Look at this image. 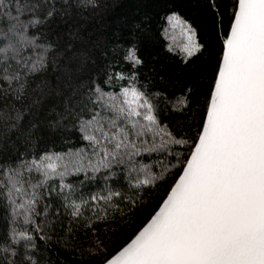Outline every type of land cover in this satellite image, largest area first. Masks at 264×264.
<instances>
[{
  "label": "snow or ice",
  "instance_id": "snow-or-ice-1",
  "mask_svg": "<svg viewBox=\"0 0 264 264\" xmlns=\"http://www.w3.org/2000/svg\"><path fill=\"white\" fill-rule=\"evenodd\" d=\"M106 8L0 0V264H264V0H197L202 42L176 11L162 17L168 52L216 56L175 128L137 86L148 29L133 21L126 44L94 38ZM53 133L73 146L38 151ZM164 181L140 226L118 235Z\"/></svg>",
  "mask_w": 264,
  "mask_h": 264
},
{
  "label": "trees",
  "instance_id": "trees-1",
  "mask_svg": "<svg viewBox=\"0 0 264 264\" xmlns=\"http://www.w3.org/2000/svg\"><path fill=\"white\" fill-rule=\"evenodd\" d=\"M101 2L107 4V8L89 22V27L94 29V38L98 36L101 40H114L119 37L118 42L126 44L131 39L129 33L133 21L140 22L148 29V37L140 38L139 54L144 58L145 64L139 68L137 86L146 87L149 93L157 94L156 100L162 112V119L165 118L163 112L167 109L166 118L175 128L179 121L185 120L191 114L197 102L202 101L204 90L211 81L216 56L208 51L207 46L189 62L182 61L179 48L168 52L165 47L168 41L160 35L164 23L162 17L169 11H176L197 29L198 42H202L207 29L200 22L197 0H101ZM120 83H127V81ZM189 87L194 89L189 98L190 106L186 111L173 112L172 104ZM113 91H118V88H114ZM72 146L65 144L60 134L53 133L40 142L37 150L53 148L55 151H61ZM169 183L170 181H164L158 187L154 189L149 187L144 192L135 212L126 213L127 219L132 221L131 225L124 224L118 235L130 236L140 226L142 217L152 211ZM97 184H99L98 181ZM3 227L4 223L0 220V230ZM116 243L117 241L114 240L112 247H116Z\"/></svg>",
  "mask_w": 264,
  "mask_h": 264
}]
</instances>
